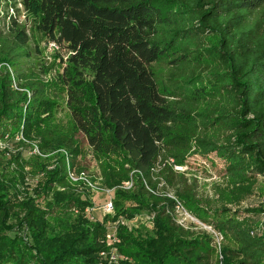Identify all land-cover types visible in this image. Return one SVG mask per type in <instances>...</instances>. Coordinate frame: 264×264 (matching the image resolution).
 <instances>
[{"label": "trees", "instance_id": "trees-1", "mask_svg": "<svg viewBox=\"0 0 264 264\" xmlns=\"http://www.w3.org/2000/svg\"><path fill=\"white\" fill-rule=\"evenodd\" d=\"M40 41L65 51L47 81L26 72ZM0 65V139L21 132L43 153L76 154L50 125L63 94L113 192V221L145 213L117 228L115 264H264L259 223L228 207L264 175V0H0ZM213 153L231 191L209 210L173 167ZM46 169L22 199L0 173V264H109L98 239L111 223L85 215L94 203L61 164ZM177 201L222 236L218 249L209 232L175 223Z\"/></svg>", "mask_w": 264, "mask_h": 264}, {"label": "rangeland", "instance_id": "rangeland-1", "mask_svg": "<svg viewBox=\"0 0 264 264\" xmlns=\"http://www.w3.org/2000/svg\"><path fill=\"white\" fill-rule=\"evenodd\" d=\"M17 7L20 9L19 20L29 28L30 20L27 19L25 11L19 3ZM32 48V57L27 62L26 72L33 71L43 81H47L53 75V72L49 71L51 64L54 60H58L59 57L65 55V51L57 45L52 47L45 41H40L39 47H33L32 45ZM34 48H38L39 52ZM1 77L2 74L0 73V79ZM11 79V87L16 88L14 78L11 77ZM53 99L56 101V105L50 123L52 130L56 136H73L77 143V153L72 154L68 149H64L68 152V161L66 160L67 156L63 155L62 152L60 154L63 155V158L60 160L61 155L53 151L41 152L36 142L26 141L19 132L14 137L0 139V173L4 177L11 178L10 180L15 185V195L22 199L23 197L34 196L37 186L45 177L44 168L51 170L57 164H61L66 178H69L68 173H70L74 177L85 178L89 181V185L82 180L76 181L71 184L70 189L77 195L83 196V198H87L94 203L91 216L101 222L106 218L107 220L103 223L107 227L113 221L112 217L114 215L102 213L101 206L112 199L113 192H107L108 188L104 183L100 162L95 158L84 137L73 131L65 108L64 95L56 94ZM187 162L188 164L182 166V169L173 167L179 175L183 176L184 186L193 192V197L200 208L218 209L220 207V197L230 196L231 191V186L225 182L222 176L223 161L213 153L204 158L190 157ZM256 178L257 182L253 187V193L241 199L237 204L228 207L238 210L237 216L240 219L249 217L252 221H257L261 228H264V212L257 215H253V212H246L247 209L264 208V175H257ZM56 189L66 191L65 187L62 186H56ZM44 201L42 198L37 200V205L43 206ZM140 214V219L144 220L145 213ZM192 230L198 234L205 231L199 227H194ZM106 233L105 231L103 236L98 239L100 244L107 245L109 240L106 239ZM210 234L212 235V233ZM213 240H215L214 236ZM213 242L215 243V241ZM216 254H219V252L216 251Z\"/></svg>", "mask_w": 264, "mask_h": 264}, {"label": "built area", "instance_id": "built-area-1", "mask_svg": "<svg viewBox=\"0 0 264 264\" xmlns=\"http://www.w3.org/2000/svg\"><path fill=\"white\" fill-rule=\"evenodd\" d=\"M50 46L55 47L56 45L52 42L49 43ZM66 160L68 161V158H66ZM176 169H182V166H175ZM69 170V169H68ZM69 175V179L73 182L75 181H79L82 180L84 182H86L89 185V181L86 180L85 178H77L74 177L72 174L68 173ZM132 184L131 182H126L124 183L123 187L125 189H129L131 188ZM107 192H110L109 190H107ZM168 196L172 199H175L172 195L168 194ZM101 210L102 213L106 214V215H113L114 214V208H113V204H112V200H108L106 203H104L101 206ZM89 211V212H88ZM93 211L92 208L87 209L86 210V214H90V219H93V217L91 216V212ZM152 217V216H151ZM150 217V218H151ZM173 217H174V221L178 226L184 227V228H194V227H199L202 230H205L206 232L212 233V235L215 238V246L217 247V249L220 246V243L222 241V236L218 233L215 232L214 230L211 229L210 226H208L207 224L201 222L200 220H198L196 217H194L191 213H189L186 208L180 203V202H176L174 207H173ZM145 218V216H144ZM146 218H148L146 216ZM137 220L142 221L140 219V217L138 218H132V219H125V218H119L113 222H111L110 226L108 227L107 233H106V239L109 240L107 245L110 246L108 252L105 251H101L99 253L100 257L105 258L109 264L113 263H117V261L121 258L119 255V252L117 250L116 244L119 243V239L117 237V228L119 227V225L131 228L137 225ZM261 234H264V228H261L260 230Z\"/></svg>", "mask_w": 264, "mask_h": 264}]
</instances>
